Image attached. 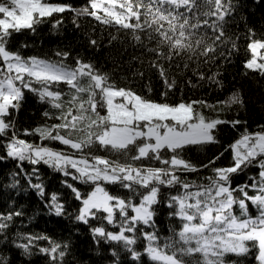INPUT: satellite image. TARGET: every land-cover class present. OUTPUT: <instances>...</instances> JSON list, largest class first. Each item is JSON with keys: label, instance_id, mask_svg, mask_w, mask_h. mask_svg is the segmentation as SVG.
<instances>
[{"label": "snow or ice", "instance_id": "1", "mask_svg": "<svg viewBox=\"0 0 264 264\" xmlns=\"http://www.w3.org/2000/svg\"><path fill=\"white\" fill-rule=\"evenodd\" d=\"M116 3L117 0H109V6L105 7L104 0H91L90 8H83L77 15H90L105 24L114 20L123 29H131L132 38L139 44L143 41L138 32H146L149 42L156 41V47L147 48L156 57L151 66L159 70L168 89L175 86V81L168 82L164 66L159 63L161 59L171 63L177 57L186 56L185 68L190 66V62H195L199 68L201 61L203 64L213 63L217 48L228 42L225 36V18L232 14V6L230 3L226 5L224 0H206L214 8L210 7L203 13L205 19L201 21L197 18L195 23L192 22V17L197 7L196 0H147V4L144 0H120L119 7L124 10L120 12L114 10ZM66 10H71L69 5L52 4L47 0H0V137H7V142L3 145L6 156L20 162L27 160L32 165L43 163L65 177H71L73 181L91 186V191L85 194L67 179L62 181L80 202L75 219L84 224L99 219L118 228L114 232L108 231L104 226L94 227L93 237L106 243L122 244L133 260L141 258V253L133 247L137 243L136 233L139 232L147 241L144 254L152 264H185L183 257H193L196 254L202 257L196 264H226L225 257L228 254H248L249 244L258 250V264H264V130L245 132L240 139L229 145L232 166L212 167L215 159L202 165V168H211L213 173L206 177L207 184H195L182 179L181 174L200 169L185 160L181 153L190 146L218 143L215 135L218 127L228 123L235 126L239 121H227L218 116L206 118L202 113L196 112L194 106L199 104L214 111L217 106L208 105L202 100L170 105L147 100L129 89H117L108 82L106 74H101L92 64L80 59L76 60L75 67H69L63 62L37 57L25 59L18 51L9 50L8 42L13 33H20L22 30L35 32L36 25L42 24L44 18ZM98 11H103L105 15H98ZM132 18H135V23L126 22ZM59 23L56 22L57 25ZM91 43L95 45L96 41ZM165 47L167 52L164 51ZM248 49L252 58L245 62L244 67L259 71L264 76V62H258V57L259 61H264V55H259V50L264 49V42L253 41L248 44ZM67 55L57 53V56ZM218 74L205 77L201 72L199 78H207L220 84L216 79ZM85 77L88 79L87 87L81 86ZM61 83L67 84L70 90H75L67 112L63 111L62 93L50 90L53 85ZM34 85H39V88ZM25 89L38 93L41 102L60 109L61 114L54 118L61 122L45 124L33 130L25 129L24 135H38L41 142H59L69 151L21 139L13 120L6 119L12 117L14 110L19 111ZM83 93L88 94L86 102L80 99ZM78 101L79 105L76 107ZM237 103L242 101L234 94L227 101H219L218 105ZM99 107L106 108L107 115H100L97 111ZM74 108L76 114L73 112ZM89 111L94 114L95 119L84 115ZM44 116L52 118L49 112H45ZM85 120L88 121L86 138L73 139V131ZM97 143L101 148L116 153H128L135 148V154L131 155L132 162L122 164L101 156L85 154L84 149ZM141 160L154 161L160 166L137 167L136 162ZM250 166L259 168V178L253 177L251 185L233 189L231 175ZM33 172H36L35 168ZM105 185H119L138 196L139 202H134L132 197L125 199L112 195ZM31 186L43 196L41 184ZM161 186H179L182 189L181 193L171 196L166 205L174 209L169 213L170 217L178 218L182 225L177 233L182 242L178 249H175V244L166 242L161 247L156 243L159 237L155 232L154 206L160 203L158 197ZM248 188L257 194L249 196L246 190ZM237 191L243 193V199L236 198L234 192ZM57 199L53 194L47 207L54 210L56 216H61L65 213V208ZM246 201H250L257 209L255 217L247 214ZM237 203L246 218L233 214V205ZM11 219L12 214H0V233L8 227L5 221ZM142 226L152 227L154 230L146 232ZM41 238L27 237L28 243H19L16 247L29 254L33 241ZM170 249L175 250L169 252ZM40 251L51 257V264H57V257L62 261L65 255L61 245L56 243H51L50 248H41ZM113 255L116 253L113 252Z\"/></svg>", "mask_w": 264, "mask_h": 264}, {"label": "trees", "instance_id": "2", "mask_svg": "<svg viewBox=\"0 0 264 264\" xmlns=\"http://www.w3.org/2000/svg\"><path fill=\"white\" fill-rule=\"evenodd\" d=\"M49 1L69 5L71 10L54 13L51 17L44 18L42 24L36 25L35 32L22 30L20 33H13L8 42L9 50L18 51L23 58L40 57L52 62H63L69 67H75L76 60L80 59L92 64L101 74H106L108 82L115 88L129 89L147 100L170 105L202 100L208 105L217 106L216 111L199 104L194 106L195 111L202 113L206 118L218 116L227 121H239L235 126L228 123L218 127L215 131L218 143L190 146L181 153L185 160L200 169L197 172L181 174L182 179L190 183L207 184L206 177L213 173L211 168H202V165L215 159L212 167L232 166V152L229 145L241 138L245 132L256 133L264 130V76L259 71L244 67L245 62L251 57L248 44L253 40H264V0H224L226 5L230 3L232 6V14L225 18L227 21L225 36L228 42L217 48L213 63L203 64L201 61L198 68L195 62H190V66L185 68L186 56L177 57L171 63L161 59L159 63L164 66L168 82L175 81V86L171 89L166 87L159 70L151 66L156 57L149 53L147 48L156 47V41L149 42L146 32H138L143 41L139 44L132 38L131 29H123L114 21L105 24L90 15H77L83 8H90L91 0ZM144 3L147 4V0H144ZM196 3L193 23L197 18L201 21L205 19L203 13L210 7L214 8V5H208L206 0H196ZM141 11L143 12V9ZM143 19L142 15L141 21ZM57 21L60 22L58 25ZM129 23H135V18ZM164 24L167 27V23ZM92 41H96V44L93 45ZM164 51L167 52L166 47ZM58 52L68 55L57 56ZM201 72L205 77L219 73L216 79L221 83L216 84L207 78L201 80L199 78ZM87 85L88 79L85 77L81 81V86L87 87ZM34 87L39 88V85ZM50 90L62 93L63 111L67 112L75 90H70L69 86L63 83L53 85ZM234 94L242 103L218 105L219 101H227ZM87 96V93H83L80 99L86 102ZM78 105L79 101L76 107ZM85 107L88 108L87 103ZM97 111L100 115H106L107 112L104 107H99ZM45 112H49L52 118L45 117ZM73 112L76 114L75 108ZM60 114V109H54L50 104L41 102L38 93L25 89L19 111L14 110L12 117L6 119L13 120L21 139L29 143H44L57 150L69 151L59 142H41L38 135H24L25 129L33 130L45 124L60 123L61 121L54 118ZM84 115L95 119L90 111ZM87 125V120L80 123L77 130L73 131L72 138H86ZM6 142L7 137H0V214H12V219L5 221L8 227L0 233V264H51V257L40 251L41 248H50L51 243L61 245V250L65 253L62 261L57 257V264H152L144 254L147 241L143 239L141 233H136L137 243L133 246L141 253V258L133 260L122 244L106 243L93 237L94 227L104 226L108 231L114 232L118 231V228L107 225L106 221L99 219L90 220L89 224L75 219L81 206L80 202L62 181L67 179L85 194L91 191V186L73 181L71 177H65L61 172L43 163L32 165L27 160L20 162L7 157L6 149L3 147ZM84 152L90 156H101L124 164L132 162L131 155L135 154V148L128 153H116L101 148L97 143L84 149ZM136 166L159 167L160 165L154 161L141 160L136 162ZM258 173L257 166H250L242 172L232 174L231 187L235 189L251 185L253 177L259 178ZM32 184L42 185L43 196L38 194ZM105 187L112 195L125 199L132 197L134 202H139L138 196L119 185H105ZM246 190L249 196L257 194L250 188ZM181 192L179 186L173 188L161 186L158 197L160 203L154 206L155 232L159 237L156 243L161 247L166 242L175 244V249L181 246L182 242L179 241L177 233L182 225L178 218L170 217L169 213L174 209L166 206L171 196ZM53 194L57 196V202L64 205L65 213L61 216H56L54 210L47 207ZM234 195L238 200L244 198L243 193L238 191L234 192ZM246 204L247 214L255 217L258 214L255 206L250 201H246ZM18 212L22 214L16 215L15 213ZM233 214L246 218L242 215L238 203L233 205ZM117 221H119L118 214ZM142 227L146 232L154 230L152 227ZM27 237H42L33 241L29 254L16 247L19 243H28ZM249 248L250 251L244 256L228 254L225 257L226 264H258L256 260L258 250L251 244ZM175 249H170L169 252ZM113 252L116 255H113ZM201 259L199 254L183 257L185 264H196V261Z\"/></svg>", "mask_w": 264, "mask_h": 264}, {"label": "rangeland", "instance_id": "3", "mask_svg": "<svg viewBox=\"0 0 264 264\" xmlns=\"http://www.w3.org/2000/svg\"><path fill=\"white\" fill-rule=\"evenodd\" d=\"M47 2H49V3H52V4H60V3H55V2H52V1H49V0H47ZM119 3H120V0H117V3H116V6H115V11H117V12H120V11H124L123 9H121L120 7H119ZM90 4H91V1H90ZM63 5H66V4H63ZM104 6L105 7H108L109 6V0H104ZM98 15H100V16H104L105 14H104V12L103 11H98V13H97ZM105 18H107V17H105ZM114 21V20H113ZM115 22V21H114ZM126 22H130V20H128V21H126ZM253 41H261V42H264V40H253ZM253 41H251V42H253ZM250 42V43H251ZM251 52V51H250ZM259 55H264V49H260L259 50ZM29 57H27V58H25V59H28ZM37 58H39V59H42V60H46V59H44V58H40V57H37ZM252 58V53H251V57L249 58V59H251ZM248 59V60H249ZM49 61V60H48ZM258 62H264V61H259V57H258ZM0 66H2V65H0ZM5 71H6V69H5ZM117 89H119V88H117ZM117 100H119V98H117ZM154 102H156V101H154ZM106 115H107V112H106Z\"/></svg>", "mask_w": 264, "mask_h": 264}]
</instances>
